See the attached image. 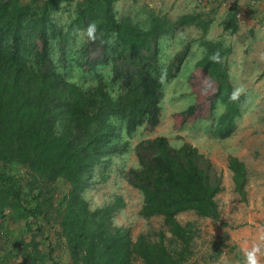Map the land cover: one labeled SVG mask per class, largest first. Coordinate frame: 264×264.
<instances>
[{"label": "trees", "instance_id": "trees-1", "mask_svg": "<svg viewBox=\"0 0 264 264\" xmlns=\"http://www.w3.org/2000/svg\"><path fill=\"white\" fill-rule=\"evenodd\" d=\"M61 1L36 5L35 0H0V235L9 236L5 229L24 219L28 229L36 222V231L42 232L44 223L58 227L68 264H185L193 234L176 214L193 210L200 216H220L216 195L222 190V174L196 146L185 141L176 147L163 135L143 139L134 147L137 165L125 171L128 184L142 194L140 214L162 216L178 241L176 248L168 246L162 230L155 239L143 233L133 239L128 228L115 224L113 216L125 204L121 195L92 208L83 191L93 183L95 166L128 149L125 141L115 140V119L128 134L140 126L153 129L160 121L163 79L175 77L186 50L163 68L159 37L178 24L206 30L207 23L189 14L174 21L152 15L142 27L117 18L115 0L77 1L70 26L87 34L77 65L91 71L110 64V80L118 86L113 94L102 78L84 86L58 71L51 41H57L59 60L66 65L67 34L50 13ZM232 22L234 31V14ZM201 43L206 51L196 66L216 81L210 110L217 100L224 104L216 132L225 136L240 114V98L221 62L228 50L220 41ZM227 167L245 198V164L229 155ZM60 181L68 189L56 199ZM17 243L16 248L22 247L20 264H58L52 246L51 253L40 250L34 234Z\"/></svg>", "mask_w": 264, "mask_h": 264}, {"label": "rangeland", "instance_id": "rangeland-1", "mask_svg": "<svg viewBox=\"0 0 264 264\" xmlns=\"http://www.w3.org/2000/svg\"><path fill=\"white\" fill-rule=\"evenodd\" d=\"M77 1L80 0H63L50 13L67 34L66 65L59 60L55 39L51 41L52 58L66 79L87 86L102 78L115 94L118 86L110 80V64L98 65L91 71L77 65L76 60L81 58L82 47L87 42L84 29L70 26ZM42 2L35 0L34 4ZM114 8L117 18H128L142 27L149 25L152 15L174 21L189 14L200 17L207 23V29L195 24H178L173 32L159 37L158 60L163 68L170 65L180 51L186 50L175 77L163 79L160 121L153 129L140 126L128 134L115 119L118 124L115 140L125 141L128 149L106 156L105 162L95 166L93 183L84 189L83 196L90 207L95 208L121 195L125 204L114 214L115 224L128 228L133 239L140 233L155 239L156 233L162 230L168 246L176 248L178 241L167 230L162 216L140 214L142 194L128 184L125 171L137 165L134 147L143 139L163 135L176 147L189 142L221 172L222 190L216 195L218 219L200 216L193 210L176 214V219L193 234L192 253L185 264H252L253 260L255 264H264V0H115ZM204 39L220 41L228 50L221 62L230 86L240 98V114L234 119L232 132L225 136L216 132L217 118L224 111V104L217 100L215 108L210 110L216 81L196 66L206 51L201 43ZM188 108H192L190 113ZM229 155L246 166L245 198L234 187L232 172L227 167ZM19 173H23V169ZM57 186L56 199L68 189L63 181ZM31 223L32 228L28 229L26 221L21 219L5 229L10 231L9 236L0 235V264H20L22 247L16 248V244L23 239L29 241L33 234L40 250L51 253L52 246L56 262L68 264L58 227L44 223L41 232L36 231V222Z\"/></svg>", "mask_w": 264, "mask_h": 264}, {"label": "clouds", "instance_id": "clouds-1", "mask_svg": "<svg viewBox=\"0 0 264 264\" xmlns=\"http://www.w3.org/2000/svg\"><path fill=\"white\" fill-rule=\"evenodd\" d=\"M252 264H255V261L254 260L252 261Z\"/></svg>", "mask_w": 264, "mask_h": 264}]
</instances>
